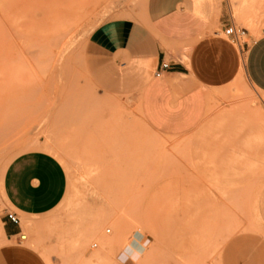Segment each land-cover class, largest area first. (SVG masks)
I'll return each mask as SVG.
<instances>
[{"label": "rangeland", "instance_id": "374dc122", "mask_svg": "<svg viewBox=\"0 0 264 264\" xmlns=\"http://www.w3.org/2000/svg\"><path fill=\"white\" fill-rule=\"evenodd\" d=\"M215 2L237 29L264 32V0ZM144 3L0 0V264H264V93L230 80L192 131L168 136L136 97L102 90L84 69L92 32ZM29 150L54 155L67 187L47 214L20 217V241L3 229L1 185Z\"/></svg>", "mask_w": 264, "mask_h": 264}, {"label": "crops", "instance_id": "0c3cea01", "mask_svg": "<svg viewBox=\"0 0 264 264\" xmlns=\"http://www.w3.org/2000/svg\"><path fill=\"white\" fill-rule=\"evenodd\" d=\"M231 23L223 2L217 10L215 0H145L141 16L112 18L92 32L88 45L93 51L85 52L84 69L102 90L136 97L154 131L184 135L203 119L211 90L230 80L244 76L264 93V32L253 38L246 31L250 42L240 47L223 36ZM161 62L168 67L157 75ZM235 150L223 170L237 161L241 148ZM66 187L62 164L43 150L13 157L1 185L8 210L19 219L53 210ZM2 224L6 234L19 231L5 219Z\"/></svg>", "mask_w": 264, "mask_h": 264}, {"label": "built area", "instance_id": "2783aa9c", "mask_svg": "<svg viewBox=\"0 0 264 264\" xmlns=\"http://www.w3.org/2000/svg\"><path fill=\"white\" fill-rule=\"evenodd\" d=\"M224 34L227 36H231L233 41L236 43H239L240 38L245 35L246 29L244 28H239L237 29L233 23L227 25L224 30ZM168 67L167 62H161L159 69L157 70V75H159L164 69ZM4 219L10 222L13 225H16L19 227V231L16 234L9 235V237H15L16 239L20 241H24L26 239V235L22 232L20 229V219L17 216V214L13 211H8L6 212Z\"/></svg>", "mask_w": 264, "mask_h": 264}, {"label": "bare ground", "instance_id": "6f19581e", "mask_svg": "<svg viewBox=\"0 0 264 264\" xmlns=\"http://www.w3.org/2000/svg\"><path fill=\"white\" fill-rule=\"evenodd\" d=\"M14 7H16V6H14ZM14 7H13V9H14ZM15 9H17V7L15 8ZM11 12H13L12 10H10ZM15 11H17V10H15ZM10 12V13H11ZM14 13V12H13ZM9 16V15H8ZM12 19H13V16L11 17ZM18 19V18H17ZM251 20V19H250ZM11 21V20H10ZM1 24V23H0ZM16 27V26H15ZM14 29V28H13ZM227 37V36H226ZM231 42H233L232 40H231ZM234 43V42H233ZM258 108V107H257Z\"/></svg>", "mask_w": 264, "mask_h": 264}]
</instances>
